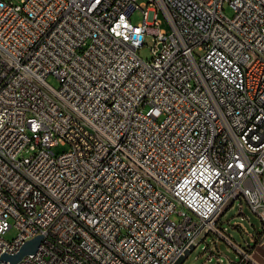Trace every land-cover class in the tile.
Instances as JSON below:
<instances>
[{"label": "built area", "instance_id": "1", "mask_svg": "<svg viewBox=\"0 0 264 264\" xmlns=\"http://www.w3.org/2000/svg\"><path fill=\"white\" fill-rule=\"evenodd\" d=\"M137 1L0 0V256L178 264L215 233L260 264L217 223H264V0Z\"/></svg>", "mask_w": 264, "mask_h": 264}, {"label": "rangeland", "instance_id": "2", "mask_svg": "<svg viewBox=\"0 0 264 264\" xmlns=\"http://www.w3.org/2000/svg\"><path fill=\"white\" fill-rule=\"evenodd\" d=\"M145 3V0H138L137 5ZM224 14L228 17L233 15V11L230 7L225 6ZM159 19L161 21L160 28L166 32H170L171 28L162 13H159ZM143 19V15L140 9L135 10L131 15V21L134 24L140 23ZM154 45V38L151 34H146L144 38V46L138 50V57L144 61L151 60L153 53L151 51ZM195 57L199 58L203 55V51L194 50ZM48 84L54 88H59V80L50 76L47 79ZM68 149L67 145H62L56 142L49 149L50 154L57 155L65 152ZM174 221H178L177 216H173ZM238 224L242 225L248 233L253 235V237L248 236L244 233L243 229ZM217 227L222 229L224 233L230 237L235 244L245 247V244L253 247L254 250L251 251L250 255L253 260L260 264H264V223L260 217H258L248 206L244 199L236 200L232 205H229L224 209L221 214ZM16 236V230L13 227L4 235L5 240L11 241ZM212 249V258L208 260V254L204 253L203 248L205 246ZM250 247V248H251ZM217 258L220 259L219 264H239L241 256L240 254L230 246L225 239L220 237L215 233H210L206 236L205 240L200 243L196 248H193L187 255V258L180 259L178 264H217Z\"/></svg>", "mask_w": 264, "mask_h": 264}, {"label": "water", "instance_id": "3", "mask_svg": "<svg viewBox=\"0 0 264 264\" xmlns=\"http://www.w3.org/2000/svg\"><path fill=\"white\" fill-rule=\"evenodd\" d=\"M42 236H36L29 241H26L19 250L14 254L4 253L0 256V264L8 262L9 264H16L24 256L35 253L41 243Z\"/></svg>", "mask_w": 264, "mask_h": 264}, {"label": "trees", "instance_id": "4", "mask_svg": "<svg viewBox=\"0 0 264 264\" xmlns=\"http://www.w3.org/2000/svg\"><path fill=\"white\" fill-rule=\"evenodd\" d=\"M256 246V243L254 242V245L250 248L251 249V251H253L254 250V248L253 247H255Z\"/></svg>", "mask_w": 264, "mask_h": 264}, {"label": "bare ground", "instance_id": "5", "mask_svg": "<svg viewBox=\"0 0 264 264\" xmlns=\"http://www.w3.org/2000/svg\"><path fill=\"white\" fill-rule=\"evenodd\" d=\"M261 221H262V217H260Z\"/></svg>", "mask_w": 264, "mask_h": 264}]
</instances>
